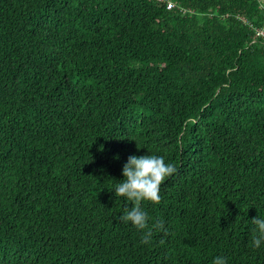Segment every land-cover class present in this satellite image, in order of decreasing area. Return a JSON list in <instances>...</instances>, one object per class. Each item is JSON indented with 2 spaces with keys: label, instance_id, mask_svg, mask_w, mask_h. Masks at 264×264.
<instances>
[{
  "label": "trees",
  "instance_id": "obj_1",
  "mask_svg": "<svg viewBox=\"0 0 264 264\" xmlns=\"http://www.w3.org/2000/svg\"><path fill=\"white\" fill-rule=\"evenodd\" d=\"M173 1L0 0V264H264V2Z\"/></svg>",
  "mask_w": 264,
  "mask_h": 264
},
{
  "label": "clouds",
  "instance_id": "obj_2",
  "mask_svg": "<svg viewBox=\"0 0 264 264\" xmlns=\"http://www.w3.org/2000/svg\"><path fill=\"white\" fill-rule=\"evenodd\" d=\"M137 156L130 155L122 167L123 179L114 186V194L124 197L131 203L121 215V220L130 222L138 229H145L148 225V213L141 207L143 201L159 202L161 200L160 186L166 178L175 171V166L166 162L165 157L157 154ZM118 158V156H117ZM252 223L255 225L256 235L252 244L259 248L264 243V217H254ZM152 238V232L143 234V243L148 244ZM212 264H228V258L217 255L213 258Z\"/></svg>",
  "mask_w": 264,
  "mask_h": 264
},
{
  "label": "built area",
  "instance_id": "obj_3",
  "mask_svg": "<svg viewBox=\"0 0 264 264\" xmlns=\"http://www.w3.org/2000/svg\"><path fill=\"white\" fill-rule=\"evenodd\" d=\"M161 1H165L167 3V7L169 9L175 7V2L173 0H161ZM262 3L264 2V0H260ZM243 20L247 23L248 21L243 18ZM257 36L263 37L264 38V28H258L257 29Z\"/></svg>",
  "mask_w": 264,
  "mask_h": 264
}]
</instances>
